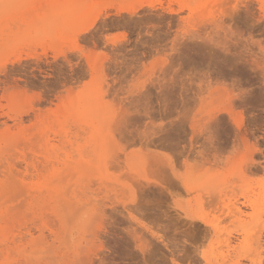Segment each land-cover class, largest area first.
I'll list each match as a JSON object with an SVG mask.
<instances>
[{
	"label": "rangeland",
	"instance_id": "1",
	"mask_svg": "<svg viewBox=\"0 0 264 264\" xmlns=\"http://www.w3.org/2000/svg\"><path fill=\"white\" fill-rule=\"evenodd\" d=\"M204 256L264 263V0H0V264Z\"/></svg>",
	"mask_w": 264,
	"mask_h": 264
},
{
	"label": "bare ground",
	"instance_id": "2",
	"mask_svg": "<svg viewBox=\"0 0 264 264\" xmlns=\"http://www.w3.org/2000/svg\"><path fill=\"white\" fill-rule=\"evenodd\" d=\"M95 22V19H93L91 22H89L87 25H85V26H82L81 28H79L78 30H77V35H79V34H83V33H86V32H88V30L93 26V23ZM20 57L16 60L17 62H19L20 61ZM221 200V199H220ZM220 202V201H219ZM235 204V203H234ZM224 205V204H223ZM258 205V204H257ZM222 206V205H221ZM230 206V205H229ZM234 207V206H233ZM247 207V206H246ZM255 207V206H254ZM221 208V207H220ZM241 208V207H240ZM239 207H237V205H236V207L235 208H232L231 207V209H235V212L233 211V213L234 214H236L237 216H239V217H241L242 216V214L244 213L241 209H240ZM229 215V214H228ZM231 217V216H230ZM228 218V217H227ZM202 220V219H201ZM197 226V225H196ZM208 237V236H207ZM257 238H258V236H257ZM230 243V242H229ZM232 243V242H231ZM203 260L205 261V263H207V264H211L210 263V261L204 256L203 257ZM224 264V263H223ZM241 264V263H240ZM261 264V263H260ZM264 264V263H263Z\"/></svg>",
	"mask_w": 264,
	"mask_h": 264
}]
</instances>
